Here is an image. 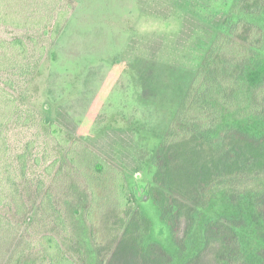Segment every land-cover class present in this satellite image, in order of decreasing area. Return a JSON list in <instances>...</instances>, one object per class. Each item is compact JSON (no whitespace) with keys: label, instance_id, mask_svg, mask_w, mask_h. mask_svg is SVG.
<instances>
[{"label":"trees","instance_id":"16d2710c","mask_svg":"<svg viewBox=\"0 0 264 264\" xmlns=\"http://www.w3.org/2000/svg\"><path fill=\"white\" fill-rule=\"evenodd\" d=\"M61 1L46 5L38 29L14 24L28 40L0 39L16 54L13 71L1 81L6 88L0 85V156L8 173L1 186L9 183L14 200L6 201L0 187V204L29 223L4 264H81L52 233L30 232L41 220L65 222L57 200L68 182L87 206L94 264H200L211 249L219 264H264V131L247 126L264 120V0L216 6L224 15L221 26L208 43L194 47L193 79L158 131L150 166L140 176L81 149L51 116L21 100L30 97L24 85L61 31ZM12 131L18 134L16 151ZM27 175L34 217L22 196ZM105 191L124 214V234L115 246L97 224ZM14 226L11 215L0 213V231Z\"/></svg>","mask_w":264,"mask_h":264},{"label":"rangeland","instance_id":"374dc122","mask_svg":"<svg viewBox=\"0 0 264 264\" xmlns=\"http://www.w3.org/2000/svg\"><path fill=\"white\" fill-rule=\"evenodd\" d=\"M221 1L62 0L60 10L65 16L61 31L48 45L38 72L24 85L30 97L23 94L21 100L51 116L84 145L81 149H90L110 164L140 176L148 171L158 131L165 127L193 79L194 47L208 43L221 26L224 15L216 8ZM53 3L0 0V20H5L0 21V39L28 40L25 29L14 24L37 28L44 22L46 5ZM1 42L0 85L6 88L1 81L13 71L16 54ZM0 100L1 116L4 101ZM247 126L264 131V120L250 121ZM10 137L16 151L18 134L12 131ZM6 164L0 156V187L5 200L13 201L9 183L1 186L7 181ZM31 176H26L22 186L28 210L34 206L28 184ZM110 195L105 191L99 201L97 224L105 240L115 246L124 234L120 229L124 214ZM71 197L75 202L71 209L81 208L77 214L70 211ZM82 198L71 192L68 182L57 200L65 222L53 225L48 218L36 222L30 232L52 233L81 264H94L92 227ZM2 204L0 213L11 215L15 228L0 231V264L21 243L29 225L21 215L7 207L4 210ZM34 213L32 209L31 216ZM260 234L264 236V226ZM214 253L213 249L205 253L200 264H219Z\"/></svg>","mask_w":264,"mask_h":264}]
</instances>
